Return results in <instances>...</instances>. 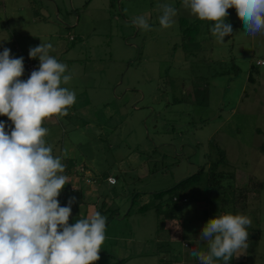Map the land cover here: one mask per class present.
Instances as JSON below:
<instances>
[{
	"label": "rangeland",
	"instance_id": "1",
	"mask_svg": "<svg viewBox=\"0 0 264 264\" xmlns=\"http://www.w3.org/2000/svg\"><path fill=\"white\" fill-rule=\"evenodd\" d=\"M62 3L66 10L56 8ZM161 4L177 9L172 28L159 24ZM138 16L148 18L151 30L137 28ZM227 16L233 33L220 43L209 30L211 22L191 15L182 0L0 2V52L8 48L25 61L30 47L51 43L50 55L72 74L62 85L76 93L69 115L47 119L42 127L48 129L46 146L64 157L65 174L75 181V190L64 185L60 206L73 195L77 203L81 198L80 205L72 204L69 225L95 211L106 217L108 209L114 213L101 245L106 235L115 237L112 250H106L109 256L100 250L95 264H180L181 231L185 254L193 248L206 251L200 231L219 215L216 207L208 216L204 212L210 206L199 199L205 197L199 187L184 192L186 202L175 206L170 219L161 218L155 207L169 202L172 193L154 194L200 167L207 172L219 160L217 147L228 163L217 171L233 173L235 198L242 192L249 199L236 207L246 208L242 214L256 231L246 252L231 260L264 264V65H256L264 62V35H243L235 8ZM29 60L39 67L38 59ZM251 67L258 71L254 83ZM0 121L6 131L14 128L6 116ZM104 174L117 178L116 186L101 182ZM205 178L206 173L201 181ZM257 183L263 184L259 193ZM134 190L146 194H139L131 208ZM164 211L169 210L161 206ZM118 247L126 251L122 262ZM195 263L197 258L187 264Z\"/></svg>",
	"mask_w": 264,
	"mask_h": 264
},
{
	"label": "clouds",
	"instance_id": "2",
	"mask_svg": "<svg viewBox=\"0 0 264 264\" xmlns=\"http://www.w3.org/2000/svg\"><path fill=\"white\" fill-rule=\"evenodd\" d=\"M182 6L198 20L211 22L209 30L220 43L233 33L232 24L226 22L230 8L243 23V35H264V0H182ZM159 7L160 26L172 28L177 9L169 4ZM133 23L151 30L145 16ZM52 50L51 43L42 42L29 48V59H38L39 68L27 80L20 79L24 58L11 56L8 48L0 52V116L14 125L6 131L0 121V264H95L105 241L106 216L95 211L69 225L75 198L65 206L57 199L68 184L67 165L63 156H54L52 147L46 146L48 129L42 122L69 115L76 93L62 86L72 74L50 55ZM251 223L242 214L208 220L198 237L207 249L193 248L191 255L199 264H228L249 247Z\"/></svg>",
	"mask_w": 264,
	"mask_h": 264
},
{
	"label": "trees",
	"instance_id": "3",
	"mask_svg": "<svg viewBox=\"0 0 264 264\" xmlns=\"http://www.w3.org/2000/svg\"><path fill=\"white\" fill-rule=\"evenodd\" d=\"M196 22H197L196 24H198L200 21H196ZM226 22H228V16L226 18ZM257 66H261V65H257ZM255 72L257 73L258 71L254 67H251L250 68V75H249V82L250 83H254L253 74L255 75ZM23 76H25V74H23ZM25 78H26V80L28 79L26 76H25ZM8 131H10V129ZM217 150H218V154H219V160L217 163L213 164L212 167L207 170V172H205V169L203 167H200L195 174H192V175L188 176L187 178L181 180L179 183H176L172 188H170L166 191H160V192L154 194V196L156 195V197L161 198L164 193H172L171 197L169 199V202H165L164 205L162 204V202H158L156 207H155L157 213L159 214V216H161V218H164V217L166 219L172 218L173 213L176 212V210H177L175 206L178 205L179 203L181 206L182 204H184L186 202V200L184 198V192H186L188 190L189 191L190 190L195 191L194 190L195 186L199 187V189L197 191L199 192L200 196H201V194L205 195V197L203 199L200 197H199V199L200 200H206L208 205L210 206L209 210L204 211L207 214V216L209 215V212L211 211L212 207H216L217 212L214 215H223V214L236 215V214H242L245 211V209H246L245 207H242V208L236 207V203L238 201H246L247 199H246V196H244L242 194V192H239L237 194L238 197L235 198L237 188H235V186H234V175H233V173H225L222 171H217V168L219 167V165H224V166L228 165V163L226 162L225 152L218 147H217ZM65 173L69 174V171H66ZM205 173H206V178L202 182L201 178ZM108 177H110L108 174H104L102 179H101V182H105L106 184H108L107 183ZM115 179H116V184H117V178H115ZM116 184L115 185H109L108 184V185L114 187V186H116ZM256 185H257L256 192L259 193V191L262 190V188H263V184L257 183ZM134 192H135V190L132 193H130V195H129L130 196L129 198H131L133 196L131 199V201H132L131 202V208L133 207L134 202L136 201L137 196L139 194H146V193H137L136 195H134ZM256 199H257V197H256ZM97 203L98 202L95 203L96 209H97V206H96ZM105 203L106 202L104 200L103 204H105ZM161 206H165L169 211L160 212ZM144 207L145 206L143 205V207L140 208V211L142 210V212H144V209H143ZM170 209H171V211H170ZM180 210H181V207H180ZM109 211H110V209L107 210V212L109 213L107 216V223L114 216V213H110L111 211L110 212ZM180 226L181 227L183 226L181 211H180ZM248 229H249L248 230V232H249L248 240L254 239L252 237V233H255L256 231L252 230L250 228H248ZM184 241H186V239L183 238V232L181 231L180 232V244H181L180 264H187V263H191V262L193 263V262H195V257H193L191 254L190 255L187 253L185 254V252L183 250ZM218 264H223V262L218 261ZM228 264H245V262L230 260L228 262Z\"/></svg>",
	"mask_w": 264,
	"mask_h": 264
},
{
	"label": "crops",
	"instance_id": "4",
	"mask_svg": "<svg viewBox=\"0 0 264 264\" xmlns=\"http://www.w3.org/2000/svg\"><path fill=\"white\" fill-rule=\"evenodd\" d=\"M1 1H3V0H0V2ZM79 1V0H78ZM88 3V2H87ZM87 3H86V5H87ZM84 5V4H83ZM82 5V6H83ZM59 7H61L62 9H64V10H66L67 9V4L66 3H62L60 6H56V8L59 10ZM66 27H68L66 24H64ZM70 25V24H69ZM69 28V27H68ZM75 41V38L73 39V42ZM86 69L84 68L83 69V71H85ZM109 176H112V175H109ZM114 177V176H113ZM71 183H73L74 185L73 186H71ZM68 185H70V188H71V190H75L76 188H75V181L72 179V178H70L69 180H68ZM96 187V186H95ZM97 188V187H96ZM90 193H92V192H89L88 194H90ZM73 198H74V195H73ZM76 198H75V202L73 203V205H75V206H77V204L78 203H80L81 204V198H78V203L76 202ZM80 204H78V205H80ZM91 204V203H90ZM93 204V203H92ZM90 206V205H89ZM89 208H91V206L89 207ZM106 238H107V240H106V245H104L103 247H101V252L103 253V254H106V250L107 251H111L112 250V248L110 247L111 245H110V238H112L113 239V241L115 240V237H109L108 235H106ZM123 249V250H122ZM125 248H121V247H118V250L116 251V253L118 254V257H120V259H121V261L122 260H125V258H126V256H125V250H124ZM106 256H109L108 254H106Z\"/></svg>",
	"mask_w": 264,
	"mask_h": 264
},
{
	"label": "built area",
	"instance_id": "5",
	"mask_svg": "<svg viewBox=\"0 0 264 264\" xmlns=\"http://www.w3.org/2000/svg\"><path fill=\"white\" fill-rule=\"evenodd\" d=\"M257 65H261L263 66L264 63L263 62H257ZM38 65L36 63H34L33 61L29 60V59H25L24 61V74L27 78H29L30 74L32 73L33 70L38 69ZM107 183L109 185H115L116 184V179L112 176L107 178Z\"/></svg>",
	"mask_w": 264,
	"mask_h": 264
}]
</instances>
